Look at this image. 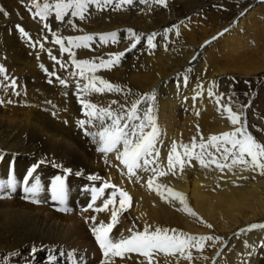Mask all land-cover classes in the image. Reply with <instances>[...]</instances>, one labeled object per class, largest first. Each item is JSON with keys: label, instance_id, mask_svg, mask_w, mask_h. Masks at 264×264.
<instances>
[{"label": "bare ground", "instance_id": "6f19581e", "mask_svg": "<svg viewBox=\"0 0 264 264\" xmlns=\"http://www.w3.org/2000/svg\"><path fill=\"white\" fill-rule=\"evenodd\" d=\"M8 2L13 14L14 10L20 11L16 4L21 0ZM22 2L28 9L35 10L32 0ZM37 2L43 4L44 0ZM154 2L142 7L139 5L136 11L121 0H113L103 9L91 7L86 18L79 20L81 22L70 34L92 35L99 42V49L74 48L76 59L99 63L97 57L107 60L110 54L125 52L129 42V39H125L128 29L159 31V24L154 20L158 7ZM117 4L118 10L115 7ZM20 14L26 16L22 11ZM159 17L163 19L161 15ZM31 21L27 20V25L34 28L33 24H29ZM257 21L251 25L255 32H251V28L249 32L255 40L264 34L263 27ZM242 25L241 22L235 27L239 29ZM111 32L117 33V42L99 40V34ZM35 33L37 37L34 35L35 38L28 39L31 44L25 46L17 35L16 27L5 23L0 14V66L4 68V72L0 73V155L3 157L0 159V182L5 183V187L0 189V264H102V250L90 231L93 221L86 222V218L95 216L96 223H108L110 212L97 213L84 209L92 202V189L103 187L105 181L127 191L132 197V206L121 215L120 223L113 229L115 239H120L122 234L130 235L128 229L133 226L135 231H143L145 225L176 229L178 233L212 236L214 239L205 241L202 250L187 249V252H191V260L177 254V257L167 258L169 264H264V229L242 231L251 224H264V175L260 174L259 169L241 166L221 172L215 165L204 168L193 160L183 172L177 167L175 174L168 172L156 178L155 183L182 193L188 206L200 219L178 210L181 208L178 201L162 199L147 184L153 177L152 168L168 171L167 157L174 143L177 151L183 153L179 146L190 145L194 137L199 144L201 136L206 141L211 135L233 130L221 107L222 100L217 87L219 76L228 71L234 72L233 69L227 70V65L222 66L216 55L200 51L196 56L193 55L195 59L191 60V64L188 63L181 70L180 64L184 61L177 63L174 56L178 49L171 44L172 40L169 43L164 38L158 46L155 45V51L143 53L136 59L137 62L134 59L131 62L130 56L125 54L111 70L101 68L95 72L96 76L119 85L122 91L85 97L83 92H77V83L82 87L85 81L80 78L76 66H70L72 60L69 54L60 60L67 65L62 69L49 57L51 51L52 56L59 59L60 51L47 44L45 37H41L43 33L41 36L38 30ZM232 36V33H227L223 37L224 43H228ZM234 42L235 39L228 50L229 54L248 46L246 42ZM41 44L44 50H41ZM191 55L186 58L190 59L193 57ZM230 56L228 59L232 58V54ZM248 59L250 61V57ZM41 64L44 65L43 69ZM241 67V72L254 77L259 71H264V62L246 61ZM49 72L55 75L50 77ZM57 77L65 79L67 87L61 85ZM49 79L53 81L51 84ZM12 80L16 82L15 88L11 87ZM153 91L155 101L145 102L141 109L149 105L154 108L159 129L154 147L156 154L143 157L142 167L136 169L135 176H130L127 169L115 159L114 153L105 157L97 151L98 144L93 138L84 134L85 129L95 132L98 128L87 124L81 128L77 123L88 119L84 115L85 110L80 109L82 105L79 99L87 98L98 106L111 105L113 110H119L120 105H127ZM209 91L215 95L209 96ZM112 101L117 103L112 104ZM208 150L214 151L211 148ZM194 152H200V148L196 147ZM41 160L43 164L39 163ZM144 160L149 163L144 165ZM35 164L39 166L25 183L28 170ZM65 168L72 169V173H66ZM76 172L82 174L77 176ZM89 175H98L101 179L91 181ZM56 176H62L65 182L66 198L63 205L52 199L51 184ZM10 178L15 180L14 187L7 184ZM37 178L41 191L33 197L25 193L24 188L34 184ZM113 191L112 188L105 189L97 197L94 206H102ZM34 199L40 202L34 203ZM62 208L69 210L62 211ZM208 224L212 227H207ZM217 253H220L218 257ZM130 255L131 259L116 258V264H139L143 260L137 254ZM159 264H165L163 255L159 257Z\"/></svg>", "mask_w": 264, "mask_h": 264}, {"label": "snow or ice", "instance_id": "6c2138e0", "mask_svg": "<svg viewBox=\"0 0 264 264\" xmlns=\"http://www.w3.org/2000/svg\"><path fill=\"white\" fill-rule=\"evenodd\" d=\"M113 0H44L43 4L38 3L37 0H32V7L36 9L33 14V18L39 17L41 21L48 19L50 12H55V19L66 23L67 25L75 28L76 25L72 19L66 17H77L79 20H84L85 13L88 12L90 5L95 4L97 9H103L104 5L111 4ZM122 3L131 4L132 0H121ZM156 3L167 7L166 0H156ZM119 9V4L115 6ZM31 11V8L29 9ZM0 13L4 16H8L9 13L0 7ZM243 15V13H241ZM44 28L52 31L49 24L45 23ZM18 30L25 36L28 33L24 31L22 27L17 25ZM166 31H170L167 29ZM227 31V29H225ZM129 39H135L138 43L140 36L132 29H128ZM56 36V33H52ZM223 33H221L222 35ZM156 34H152L148 37V44H152V38ZM109 39L112 42H117V33H105L99 34V40L101 42H107ZM215 39V37L213 38ZM93 40L92 35H83L76 37H59L56 36L55 44L59 45V51L61 53L67 52L72 60V63L79 69V76L85 81L82 87L77 83V92H83L85 97L93 94H104L106 92H120L122 91L119 85H114L106 79L95 75L99 69L103 68L111 70L112 67L119 64L121 58L124 56V52L110 54L109 59L105 60L102 57H97L99 63L90 60H77L76 53L72 51L73 48L87 49L90 47L89 42ZM67 42V46L65 44ZM210 43V42H208ZM41 50H44V46L40 45ZM136 43L131 44V48H135ZM130 51L131 49H127ZM50 59L56 61L62 69L66 68L65 63H61L55 56H52L49 51ZM43 69L44 65H40ZM46 72L47 69H44ZM4 72V68L0 66V73ZM87 73V74H86ZM48 75L54 76V72H49ZM76 75V73H72ZM57 80L61 85L67 87V81L60 77ZM51 84L53 81L48 80ZM11 87H16L15 80H12ZM19 95V93H16ZM209 96L215 95L209 91ZM147 101H155V91L151 94H145L142 97L136 98L130 101L127 105H120L119 110H113L111 105L107 107H101L91 102V100L84 98L79 99V103L85 110L84 115L88 117L87 120H79L77 123L81 128H85V125H92L97 127L98 131L92 132L85 129L84 134L91 136L93 141L98 144L97 151L102 153L105 157L109 153L115 154V159L120 162L124 168L127 169V173L130 176L136 175V169L142 167L141 160L143 157L149 155H155L154 147L159 135V129L156 123V117L154 115V108L149 105L146 109H141V105ZM11 101H9L10 103ZM117 101H112V104H116ZM217 103H220V98H217ZM224 113L227 114V120L233 126L232 131H226L218 135H211L205 139L201 136L199 144L196 143V138L190 145L181 144L179 147L183 149V153L177 151L175 143L167 157V169L163 171L160 168L154 167L151 169L153 177L147 181L150 190L157 192L162 199L175 200L181 205L182 210L187 214L197 217V214L188 206L186 197L166 185L155 183L158 176H165L168 172L175 174V170L179 167L183 172L185 166H191L193 160L197 161L201 167L208 168L215 165L221 172L224 169L231 171L233 168H252L253 170L259 169L260 174L264 175V144L257 141V139L248 131V125L246 119H242L244 116L243 110L235 112L229 104L221 105ZM243 108L248 105L242 106ZM94 121L98 123H93ZM146 129H149L146 131ZM199 131V130H198ZM196 147L200 148V152H194ZM214 149L209 151L208 149ZM216 153L220 155L217 156ZM0 159H3L0 155ZM230 161V162H229ZM107 163V160L105 161ZM43 164L44 161L39 162ZM149 163L148 160H144V165ZM39 164L33 165L27 172L25 177V183H27V177H31L33 172ZM60 167V165H55ZM66 173H72V169L65 168ZM81 172H76L75 175H81ZM88 179L91 181L100 180L98 175H89ZM8 185H15V180L10 178L7 182ZM5 187L4 182H0V189ZM112 188L114 191L111 197L105 199L102 206L95 207V202L98 196L104 193L105 189ZM25 193H30L35 197L41 191L40 181L37 178L36 182L30 187L24 188ZM165 192L167 195H165ZM52 199L59 201L60 204H64L66 198V188L64 178L62 176H56L51 184ZM92 202L89 203L87 211L91 209L94 212H110V222L104 223L103 221L96 223V217H88L87 220L93 221V226L90 231L95 238L96 243L102 250L103 261L102 264H116V258L131 259L130 254H137L143 257L139 264H159V257L163 255L165 257V264H169L168 257H180L191 260V252L186 250L189 248H197L202 250L204 242L213 240L212 236H193L185 233H178L176 229H167L161 227L153 228L151 225H145L143 231H135L134 227L128 229L130 235H121L120 239H115L112 235L113 229L120 223V217L132 206V197L130 194L116 187V185L105 181L103 187L92 189ZM118 197V199H117ZM34 203H39L38 200H33ZM62 211H68L67 208L60 209ZM203 222V221H201ZM207 227L211 228L212 225L208 224ZM254 229H264V224H251L242 231H252ZM215 239H220L216 237ZM36 249H33L35 252ZM219 255V253H217Z\"/></svg>", "mask_w": 264, "mask_h": 264}, {"label": "rangeland", "instance_id": "374dc122", "mask_svg": "<svg viewBox=\"0 0 264 264\" xmlns=\"http://www.w3.org/2000/svg\"><path fill=\"white\" fill-rule=\"evenodd\" d=\"M153 1H155L154 3H156V0H132V3L133 2L134 3L129 4V6L130 7L132 6L131 10L136 11V10H139L138 8L140 6L141 7L145 6ZM22 3L23 2L21 0V2H18L16 5H17V8L20 9V11H22L23 13H25L26 16L23 17V15L20 14V11H17V10H14V14H13L11 6H10V2H8V0H0V7L4 8L5 11L9 10L7 12L9 13L10 18L9 16H4L2 13L0 14L5 23H7L8 25L13 24V26L16 27L17 35L22 39L25 46H29V44H31L30 41L28 42V39H31L32 37L33 38L37 37L36 36L37 34L35 33L36 30L39 31L40 36H41V33H43L41 37L44 36L45 39L47 40L46 41L47 44L50 43L48 45L54 46L56 51H59V45H56L54 43L56 36H59V35H60L59 37H69V36L76 37L77 36L75 34H70L72 29H75V28L67 25L64 22L57 21L55 19L54 11L50 12L48 18L49 17L51 18H49V20L47 19L45 21H41L39 17H36L35 19L33 18V14L35 13L36 9L34 11L33 10L30 11L28 9V6ZM166 4H167V7L160 5L158 3L155 4L158 7L156 9H159V10L155 9L154 20L157 24H159L160 32L152 31V30L139 32V30L137 29H132L134 32L136 31V33L140 36V40L138 44L135 39L130 40L128 38L129 36L128 32L125 33L126 34L125 39L126 40L129 39V42L127 43V48L125 49V52L123 51L124 55L127 54L128 56H130L129 58L131 62L133 61V59H134V62H137L136 59L140 58L141 57L140 55H143V53L148 54L150 53V51H155L157 49L159 42L163 40L164 38H166V40H168L166 42H169V43L172 40L171 44L173 43L174 47L178 49L177 52H174V56H175V60L177 63H179L182 60L184 61V63H182L183 65L180 64L181 70L183 68L185 69L188 63L191 64L192 62L191 60L195 59V56H196L195 54H198L200 51H202L203 54L212 53L216 55L217 61H220L219 63L222 66L227 65L226 66L227 70L232 68L234 71V72L228 71L227 73L220 75L218 78L217 87L220 92L222 105L230 103V106L232 107L233 111L239 112L243 110L244 116L242 117V119H246L250 133L257 139L258 142L264 144L263 143L264 137H262V132L264 131V126H263L264 125V71L263 70L259 71L256 75H254V77L253 75H250V74L246 75L244 74V72H241V68L243 70V67L241 66L242 64L243 65L246 64V61L254 63V60H255V63H258L261 60V62L262 61L264 62V48H263L264 47L263 46L264 37H262L264 36V34L258 36V38H256L255 40V38L253 36H250V33H249L252 29L251 25H254V23H256V20H258L257 24L262 26L263 28L261 29L264 30V24H263L264 23V16H263L264 15V12H263L264 11V0H166ZM24 5L25 7L23 8ZM95 6H96L95 4H93L92 6L90 5L88 12L85 13V17L90 12V8L95 7ZM27 10H29V13L30 12L31 13L29 14ZM15 11H17L18 14H16ZM241 13H243V15H241ZM160 15L161 17H163V19L159 17ZM21 18H24V19H21ZM66 18L72 19L73 23H75L76 25V28L78 24L82 21L81 20L79 22V19L77 17H66ZM31 19L34 22L31 21ZM27 20L31 21V23L29 24L31 25L33 24L34 28H30L27 25V22H26ZM175 20H177L176 23H175ZM40 21L42 24H40ZM239 22L240 23L242 22L243 25L238 29L235 27V25L236 24L240 25ZM45 23L49 24L52 31H49L48 29L43 27V24ZM17 25L22 27L25 32L27 33L29 32L27 37H25L18 30ZM26 25H27V28H26ZM167 29H170V31H166ZM225 29H227V31H225ZM53 32L56 33V36L52 35ZM251 32H255V29H252ZM154 33L156 34L152 38V41H154L152 42V44L154 46H150L148 44V37ZM221 33L223 34L221 35ZM227 33H232L233 36L230 38V40L228 39L229 41L228 43H224L225 38L223 37ZM157 36L159 38H157ZM214 37L215 39H213ZM234 39H235L234 43L246 42L248 46H246L247 48H245L244 50H240L237 53H230L232 54V58L228 59V56L231 57L230 54L228 53V50L233 46L232 41ZM131 42L136 43L137 49L136 48L131 49V44H132ZM65 44L67 46L66 41H65ZM89 44H90V47L87 49H91V50H93V48L99 49V46H98L99 42L97 41L96 38H93V40L90 41ZM110 46L112 47V45ZM129 48L131 49L130 51L127 50ZM186 49H187V52H186ZM72 51H74V48L72 49ZM58 54H59L58 57L60 58L57 60H61L63 59L65 55H68L67 52L65 53L59 52ZM189 55L191 56L195 55V56H193L194 58L191 57L190 59L186 58ZM257 55H260L262 57L258 56L257 58H255ZM245 56H247V58ZM248 56L250 57V61H248L249 60ZM237 57H240V58H237ZM253 57L254 59H251ZM242 62H245V63H242ZM240 63H242L241 66H240ZM70 66H73L72 62L70 63ZM235 67H240V68L234 69ZM71 68L73 70L75 69L74 67H71ZM236 70H238L239 72ZM230 72L233 74H231ZM244 105H248V107L243 108L242 106ZM80 109L82 110V107ZM218 256L219 255H217V257Z\"/></svg>", "mask_w": 264, "mask_h": 264}]
</instances>
